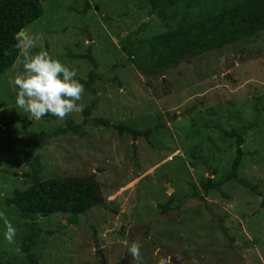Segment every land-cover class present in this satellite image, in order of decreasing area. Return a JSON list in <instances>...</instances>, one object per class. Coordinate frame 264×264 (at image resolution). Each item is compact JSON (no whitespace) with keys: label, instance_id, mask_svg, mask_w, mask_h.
<instances>
[{"label":"rangeland","instance_id":"1","mask_svg":"<svg viewBox=\"0 0 264 264\" xmlns=\"http://www.w3.org/2000/svg\"><path fill=\"white\" fill-rule=\"evenodd\" d=\"M84 1L44 0L43 11L47 15L44 24L37 20L23 32V35L42 34L33 51L47 50L53 58L75 68L76 79L86 82L89 64L82 60L68 61L62 54L65 48L74 55L85 54L91 43L80 28H87L92 37L91 50L98 77L92 86L98 99L92 117L111 123L122 122L140 130L153 129L157 123L164 127L154 132L148 139L149 144L144 139L132 142L127 136L118 137L113 130L99 127L86 128L82 137L65 134L44 145L38 154L44 175L68 177L93 173L105 206L79 215L75 223H70L64 215L40 219L43 232L33 248L39 264H101L92 246L94 230L104 250L106 264H117L123 259V252L132 241L140 245L142 264H264V207L258 206L264 198V111L253 118L249 103L251 97L264 94V57L256 54L264 53V30L257 38L232 43L221 52L201 56L190 64L181 63L159 77H141L131 66L112 69L123 58L119 48L122 36L117 35V28L126 35L147 24L146 30L140 33V37L147 38L164 32L161 19L156 15L149 17L146 10H138L137 0H89L91 9L81 21L75 12L83 8ZM104 17L110 20L105 21ZM22 69L20 58L0 77V115L11 116L18 133L12 135L0 128V211L17 228L16 243L9 245L3 239L4 226L0 221V255L11 263H17L23 222L14 209L6 207L5 199L26 187L24 173L28 168L24 169L21 156L24 143L34 141L40 132L54 129L68 118L76 124L82 120L77 112L63 120L55 116L35 120L17 108L12 81ZM90 99L84 91L77 103L84 107ZM231 107L235 108L232 114H238L244 122L260 118L259 128L247 133L242 146L245 155L239 176L256 187L261 196L238 185L227 186L222 191L226 197L213 194L204 202L186 201L169 219L160 216L158 204H163L173 194L176 204L178 198L190 194L191 184L197 186L199 178L212 177L201 165L191 167L185 156L189 144H200L203 156L211 155L205 162L214 158L211 168L217 166L218 172L230 162L233 150L227 143L221 145V132L216 129L227 130L234 126L233 120L228 118ZM204 136L206 140L201 144ZM56 139L61 142L53 141ZM114 151H119V155ZM181 158L186 173L182 171ZM199 206L204 216H207L204 208H212L222 217L221 228L225 231L221 233L225 236L218 231L220 235L215 237V230L209 236L197 229L193 212ZM207 218L209 220V216ZM147 224L152 228L144 236ZM108 234L113 240H107ZM186 234L194 235L193 249L179 241V236ZM187 239L183 237L184 241ZM193 252L199 254L196 256ZM157 253L173 259L174 263L158 257Z\"/></svg>","mask_w":264,"mask_h":264},{"label":"trees","instance_id":"2","mask_svg":"<svg viewBox=\"0 0 264 264\" xmlns=\"http://www.w3.org/2000/svg\"><path fill=\"white\" fill-rule=\"evenodd\" d=\"M43 1L0 0V77L10 71L17 60H20V52L14 47L19 39L18 34L25 32L32 23L41 17L43 18L45 15ZM137 3L138 10H146L149 17L154 15L159 17L165 30L157 35L142 38L140 33L145 31L147 27V24H143L137 31L120 37L119 48L123 58L118 64L113 65L112 69L118 66L122 69L131 66L141 77H159L168 70H175L181 63L190 64L192 60L201 56L213 52L219 53L224 47L232 43L242 42L247 38H257L259 32L264 30V0H137ZM90 7V1L85 0L83 8L75 12L81 21L91 9ZM103 19L105 21L110 20L109 17ZM83 29L84 27L80 28L86 39ZM119 34L117 33V35ZM91 46L92 44L87 45L83 55H74L69 48H65L62 54V57L68 61H86L90 67L87 81L79 80L84 86V91L91 96L89 104L79 112L80 118L82 117L81 122L76 124L68 118L60 126L40 132L34 141L24 143L25 148L21 152V156L24 169L28 168L24 173L26 187L23 190L14 191L10 198L5 199L6 207L14 209L18 219L23 222L19 234V244H17L18 259L17 263H11L5 261L0 255V264H20V262L39 264V259L33 253V248L43 232L42 223H39L40 219L64 215L68 217L70 223H75L79 215L88 213L94 207L105 206V200L102 198L100 187L93 173L87 176L68 175V177L61 174H59L60 177L44 175V168L40 165L42 159L39 158L38 154L50 139L65 134L82 137L86 134V128L103 127L106 130H113L118 137L127 136L132 142L139 139L148 141L155 131L164 127L163 124L157 123L153 129L140 130L122 122L111 123L107 119L92 117L98 99L96 91L92 88L97 77L95 72L97 63L92 54ZM256 54L264 57L262 51ZM117 85L120 86V83L118 82ZM263 102L264 94L253 96L249 100L252 105L253 118L257 113L260 115L262 110L264 111ZM234 109L231 107V112L228 115V118L233 120L234 126H230L227 130L216 129L217 132H221L219 135L221 145L227 143L226 146L233 150V156L229 159L230 162L227 163L224 170L218 172L217 166L211 168L214 158L209 163L205 162L211 155L204 157L200 144H189L190 147L185 149V156L190 161L191 167L195 168L201 165L205 170L207 169L206 174L211 173L212 177L199 178L197 186L189 183L190 194L178 198L176 204H174V194L169 196L163 204L160 203L157 206L160 216L169 219L171 215L181 210L186 201L204 202L206 198L213 197V194H221L226 197L222 191L227 186L238 185L247 191L251 190L258 197L261 196L256 187L253 188L239 176L241 161L245 155L242 146L246 141L247 133L259 128L260 118L256 117L253 122H244L238 114H232ZM43 118L49 120L53 119L54 116L48 114L41 119ZM0 128L10 131L12 135L18 134L13 127L11 116L0 115ZM206 137H202L201 144L206 140ZM53 141L61 142L59 139ZM66 142H68V138H66ZM114 154L119 155V151H114ZM63 163L62 159L61 164ZM184 164L183 158H181L182 171L186 173L187 168ZM258 206L264 207V198L258 202ZM204 210L209 216V220L207 216L201 213L202 209L199 206L193 212L196 213L193 215L195 226L197 229H201L203 234L208 233L209 236H212V231L215 230L214 236L218 237L220 235L218 231L220 233L225 231L224 228H221L222 217L216 213L215 209L208 208L206 210L204 208ZM207 226H209L208 229ZM149 228H152L149 224L145 225L144 236L148 235ZM94 234L97 237L96 230H94ZM221 235L224 234L221 233ZM180 236L179 241L184 242L186 248H194L191 244L194 235H184L183 237L188 238L185 241ZM107 237V240H113L112 235L108 234ZM122 237L125 238V234H122ZM133 242H130L129 245ZM98 246L99 249L94 251L97 260L99 254L104 253L99 241ZM128 247L123 252L124 258L117 264L137 263L129 254ZM112 252H114L113 249ZM173 253H176L175 249H173ZM173 253L172 255L177 257ZM193 253L196 256L199 254V252ZM204 253L207 251L204 250Z\"/></svg>","mask_w":264,"mask_h":264},{"label":"clouds","instance_id":"3","mask_svg":"<svg viewBox=\"0 0 264 264\" xmlns=\"http://www.w3.org/2000/svg\"><path fill=\"white\" fill-rule=\"evenodd\" d=\"M41 35L35 33L20 38L18 36L19 39L14 45L20 52L23 66L22 71L15 75L12 81L15 86V105L23 112L29 113L35 120H40L48 114L63 120L65 116L83 110V105L77 102L81 100L84 86L76 79L75 68L53 58L43 48L33 51L37 48ZM0 221L4 226L3 239L9 245L15 244L17 228L8 220L3 211H0ZM92 233L96 236L94 232ZM128 252L133 261L142 264L140 245L137 242L129 245Z\"/></svg>","mask_w":264,"mask_h":264},{"label":"water","instance_id":"4","mask_svg":"<svg viewBox=\"0 0 264 264\" xmlns=\"http://www.w3.org/2000/svg\"><path fill=\"white\" fill-rule=\"evenodd\" d=\"M117 31L121 34L122 37L125 35V33L121 31V29L117 28ZM84 33H85V35L87 36V41L90 43V42L92 41V38H91V35L88 33V30L85 29V30H84ZM18 36H19V37H22V36H24V35H23V33H19ZM132 149L134 150V144H132ZM167 186H169V185H167ZM168 190H170L169 187H168ZM92 240H93V241H92L93 249L96 251V250L99 249V247H98V243H97V240H96V237L93 236V239H92ZM99 256H100V260H101L100 262H101V264H106L105 261H104L103 256H102L101 254H99ZM157 256L163 258L164 260H168V261L171 262V263H174L173 259L165 258V257H163L162 254H160V253H157Z\"/></svg>","mask_w":264,"mask_h":264},{"label":"crops","instance_id":"5","mask_svg":"<svg viewBox=\"0 0 264 264\" xmlns=\"http://www.w3.org/2000/svg\"><path fill=\"white\" fill-rule=\"evenodd\" d=\"M44 13H45V11H44ZM47 14H48V13H47ZM45 15H46V14H45ZM45 15H44V16H45ZM44 16H43V18L41 17L42 19H41V18L39 19V20H42V21H43V22H41L42 24H44ZM46 16H47V15H46ZM58 17H60V16H57L56 18H58ZM46 18H47V17H46ZM41 23H40V24H41ZM42 24H41V25H42ZM42 28H46L45 25H42Z\"/></svg>","mask_w":264,"mask_h":264}]
</instances>
